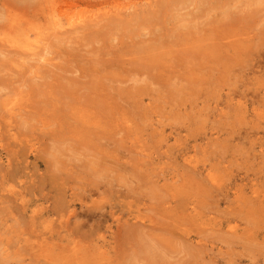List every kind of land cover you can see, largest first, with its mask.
<instances>
[{
  "label": "rangeland",
  "instance_id": "rangeland-1",
  "mask_svg": "<svg viewBox=\"0 0 264 264\" xmlns=\"http://www.w3.org/2000/svg\"><path fill=\"white\" fill-rule=\"evenodd\" d=\"M27 1L0 0V22L12 23L8 12ZM99 1L135 7L103 15L110 6L101 9ZM70 16L76 22L70 28L24 16L7 35L0 33L2 128L16 132L7 123L14 101L12 111L28 114L23 119L30 124L36 123L32 115L39 121L53 108L66 110L61 90L53 87L46 97L39 92L48 90L39 75L64 86L78 74L72 70L84 69L104 83L105 103L119 98L115 108L100 112L107 123L102 128L85 133L70 120L54 132L64 143L55 160L49 131L28 123L16 132L21 141L0 142V243L8 249L0 264H36L26 239L44 249L35 255L37 264H79L57 256L52 244L58 241L49 239L43 223L55 217L33 218L47 204L29 202L31 194L49 178L60 200L79 198L82 185L99 186L81 199L83 208L77 200L69 208L76 222H86L85 264H146L147 247L151 264H264V0H85ZM36 25L39 34L28 32ZM130 73L126 86L114 82ZM25 103L35 112L26 113ZM32 138L39 139L33 147ZM102 206L121 223L109 220L97 229L95 218L82 216ZM128 210L144 221L142 230H125L123 221H133ZM52 224L54 232L59 223ZM35 230L48 237L49 248ZM91 230L96 233L88 237Z\"/></svg>",
  "mask_w": 264,
  "mask_h": 264
},
{
  "label": "bare ground",
  "instance_id": "bare-ground-1",
  "mask_svg": "<svg viewBox=\"0 0 264 264\" xmlns=\"http://www.w3.org/2000/svg\"><path fill=\"white\" fill-rule=\"evenodd\" d=\"M84 2H85V0H40V3L38 2V4H37V3H31L29 0L24 4V6L14 8V10H15L14 13H13V10L8 12V15H7L8 20L12 21V23L11 22L8 23L6 20L0 22V33L7 35L8 32L11 30V28L16 27L15 22L17 21V19L21 20L24 16L27 17L26 21H29V19H31V18L34 21V20L38 19L39 17H41L46 22H51L52 29H54L55 27L61 28V27H63V24H65L68 28H70L73 26V24L76 23L75 21H74L75 23L73 22L72 18H70L71 17L70 15L72 14L73 9L76 7H80ZM99 3L101 5L100 6L101 9L107 8L106 7L107 5L110 6L108 9H106V11L104 9L103 15H108V13H119V11H120L119 9H121V11L122 10L128 11L129 9H131V7L132 8L135 7V4H133L132 2L130 4H127V5H124V4L116 5V2L115 3L114 2H108L107 3V2L99 1ZM87 4H89V3H87ZM102 4L105 6H102ZM1 5L4 7L7 5V3L5 1H3L1 3ZM92 5L89 4V6H92ZM89 6H87V7H89ZM90 15L96 17L95 14H90ZM90 15H88V16H90ZM79 16H80V14H79ZM80 17H83V16H80ZM77 19H78V17H77ZM81 19L80 20L78 19L76 21L81 22L82 21ZM90 21H92V20H90ZM86 24L88 25V23H86ZM89 27H90V25H89ZM68 30L69 29H67L65 32H68ZM28 32H34L36 34H39L40 33V27L37 25L33 26V27L30 26L28 29ZM155 57L158 58L157 56H155ZM38 59H42L43 62L48 61V60L42 58L41 56H38ZM47 64H50V63H47ZM118 64H119V62H118ZM92 65H94V64H92ZM51 66L54 67V65H51ZM54 68L57 69V66H55ZM124 71H122V72H124ZM71 72L72 73L78 72V74L74 75L72 78H65V77H67V73H65L66 76L64 78L66 79V82H65L64 86L61 84V82H58V81H55L54 83L51 82L52 80L46 81L48 78V75H46V76L39 75V76L35 77L36 79H38L40 81V83L45 88L46 87L48 88V90H46V91H39L45 97L47 95H51V94L55 93V92H53V87L56 89L58 88V90L62 91V94H64L66 96L67 100H63L61 102V104H62L61 108L62 107L64 109L66 108V110H62L59 108H57V109L53 108L55 111L54 113H52L53 116L51 114L48 117H46L42 120H39V121H37L35 119V115H32V119L36 123L30 124V122L28 123L27 119H23V117L28 115V114L24 115V114L15 113L14 111H12V110H17V108H16L17 101L11 102L10 106H13V107L9 106V108L7 109L8 111H10L12 113L11 115L14 116V119L10 120V117H9V119L7 120L8 126L12 127L14 125L13 128L16 132H18L20 130V127L23 124H27V123H28L29 128H34V129L39 130V131H45V130L49 131L50 135H49L48 139H50L49 140L50 144H48V143L47 144L49 145V147L51 148V151L53 152V154H52L53 160L57 159L56 158L57 155L54 153L59 151V145L64 144L62 141H59V140L57 141V139L54 137V134H53L54 132L56 134L57 130L63 129L62 127H66L69 124L70 120L73 121L72 123L76 124V125H74L72 123L69 124V125H72V127H74L73 129L79 128L80 130H84L85 133H87L90 130V128L91 129L102 128L107 123L103 120V118L100 114L104 113L106 110L109 111V110L115 108L117 105V103H116L117 100L115 97L119 96V95L114 94L110 97V99H111L110 102L105 103V96L106 95L105 94L103 95V92H104V89L107 90V88H105L103 86L104 83H102L101 80H99V82H98L97 80H95L91 76L83 75L84 69H78V70L74 69ZM94 75H96V74H93L92 76H94ZM90 77H91V79L89 80ZM84 78L85 79L88 78V79L83 81ZM111 79H112V76L110 75L109 80H111ZM131 80H133V75L131 76V73H130L129 75H127L126 80L121 81L119 79V80H115L114 82H119L121 84L124 83V85H125V83H127L128 81H131ZM113 88L114 87H112L111 89H113ZM115 88L118 89V87H115ZM126 89H127V92H129V88L126 87ZM145 89L146 88L140 89V92L141 93L144 92ZM109 92H106V93H109ZM132 92L137 94L136 91L132 90L131 95H134V94H132ZM107 100H109V99H106V101ZM43 103H44V101H43ZM24 107L27 109H30V111H27L26 113H31V111L35 112V110H32L35 107L33 104L25 103L24 106H22V108H24ZM61 119H64V120L62 121ZM16 132L13 134H9L8 130H6L4 127L2 128L1 119H0V142L3 140L4 137L10 138V140L17 141V142L21 141L19 139V137L16 136V134H17ZM76 133L79 135V132H76ZM33 140H36V141L34 142ZM37 140L39 141V139H37V138H32V139L28 140V143H30V146L32 145V147H33L35 145V143L37 142ZM82 141H85V140H82ZM86 142H89V141L86 140ZM97 145L98 144H96V147H97ZM189 167H190L191 173L193 175H196L198 172L199 166H196L195 164H193V165H189ZM1 178H3V175L1 176ZM48 181H49L48 184H45V181H44V183L41 186V189L39 188L40 190L38 191L39 193L37 195H35L34 193L31 194V199L29 200V202L35 203L36 201L37 202L42 201L43 203L47 204V205L42 206L41 208L37 209L36 211H34L35 215H33V218H39L40 219L42 217H50V218L55 217L54 218L55 220H53V218H51V220H43V223H46L48 225V226L44 227V229H46V231H47L46 233H48L49 239H51V240L56 239L58 241L57 243L52 244V246H55L56 251L58 252V253H56L57 256L59 258H64L66 261L70 260L72 262L76 261L79 264H85L86 262H88V260L85 259L84 257H82V255L80 253H84L87 250V248H89V246L86 244L85 240H83V238H87L86 233L81 232V230H82V228L86 222L85 223L82 222V224L76 222L77 221L76 220L77 213L73 210H69V208L72 205H74V202H76V200L79 201V204H82V205H80V207L83 208L84 202H81V199H83L85 197H90L91 194L93 193V191L98 192L99 186H98V184L94 185V186L82 185L81 186V189H82L81 192L82 193H80L79 198H75V196L71 194V197L69 200H66L65 195H63V198L60 200L58 198H55V196L51 194V191L53 188L54 178L53 179L49 178ZM45 185L49 188L48 192H46V193H44V189L46 187ZM83 195H86V196H83ZM55 199H57V201ZM177 205H179V202H177ZM177 205L174 206V208H176ZM25 206H27V204ZM25 206H23V207H25ZM170 209H172V208H170ZM172 210H174V209H172ZM126 214H127V217L131 218L130 220L133 219V221L130 223H129L128 219L123 221L124 224L122 223V225L125 228V230L126 231L132 230L134 226L136 229L142 230V226L145 224H144V221L141 220V217L138 215V213L135 211H129L128 210ZM82 216H85L87 220H92L95 218L97 229H100L101 228L100 226L109 220H111L112 223H115V225H118L121 223V218L118 217V215H114V213L111 210L105 211L104 206L100 207L98 213H96V214L94 213V211L92 212L91 210L87 209L86 212H84V214ZM71 219H74V221L71 222ZM84 221H86V220L84 219ZM54 222H58L59 225H58L57 229L53 232L54 227H52L53 226L52 223H54ZM70 224L73 226H71ZM159 224H161V226L167 225L164 223H159ZM148 226L151 227L152 229H155L154 226H151V225H148ZM104 227H105L106 231H109L111 229V225H106ZM117 229L119 230L118 227H117ZM163 229L166 231L165 228H163ZM163 229L161 231H163ZM36 233L38 234V236H41L43 238V240L41 242L42 244L44 243L43 246L46 248H49V245L47 242L48 237L45 236L44 232L40 233V231L35 230L32 234L36 236ZM95 233H96L95 231L91 230L87 234V236L90 237L92 234H95ZM168 233H170V231H168ZM110 235L112 237H114L116 235V233H111ZM98 237L102 241V244H100V247H104V243H105V241L103 240L104 236L98 235ZM25 242L28 243V245L30 246V251L32 253H34V254H32L33 258L30 260L33 262H36V264H37V262H39V261H38V257L35 255L37 253L39 255V252L42 253L44 251L43 247L40 246L41 245L40 243L29 242L28 239H26ZM149 248L151 250L154 249L153 247H149ZM145 249L146 250L144 253H145L146 258L144 260L145 261L144 263L151 264V262L150 263H147V262L152 261L151 257H153V256H148V254H146L147 253L146 251L149 250L148 247ZM7 251H8L7 247H5L4 245H2L0 243V258H6L7 256L3 255V254L7 253ZM150 252H152V251H150ZM153 255H155V254L153 253ZM155 257H157V256L155 255ZM153 260H155V258ZM137 262H138V264H142V261H137ZM108 264H110V263L108 262Z\"/></svg>",
  "mask_w": 264,
  "mask_h": 264
}]
</instances>
